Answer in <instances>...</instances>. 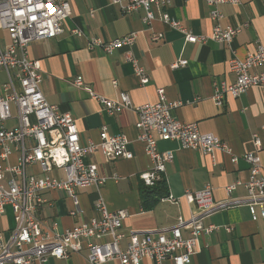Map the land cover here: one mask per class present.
<instances>
[{"label": "crops", "instance_id": "0c3cea01", "mask_svg": "<svg viewBox=\"0 0 264 264\" xmlns=\"http://www.w3.org/2000/svg\"><path fill=\"white\" fill-rule=\"evenodd\" d=\"M71 14L63 22L64 32L56 37L31 42L29 56L38 60L43 70L40 89L48 103L60 112H68L74 118L80 142H98L99 132L105 127L108 134L124 133L131 159L105 161L99 151L91 156L102 176L117 175L100 187L110 211L124 209L128 216L123 228L128 230H156L173 225L178 216L187 217L189 207L182 198L186 190H200L209 184L215 201L227 198L225 186L248 178V164L243 154L254 151L253 134L260 137L259 151L264 175V90L260 86L247 89L238 97L225 94L221 106L212 100L215 87L221 82L231 83L235 75L228 61L233 56L244 58L254 52L257 45L264 46V14L260 0H238V3L218 5L223 17L222 26L246 24L233 38L229 46L207 40L204 43L185 42L181 32L155 19L150 24L142 22L144 11L138 9L123 13L112 0H67ZM168 14L195 35H209L214 22L209 18L212 8L203 0H170ZM72 28L82 31V36L71 33ZM135 34L131 46H123L110 53L101 49L91 50V38L109 40ZM159 39L154 40L153 36ZM6 35L0 40L4 46ZM130 52L147 74L149 81L141 84L134 75L131 62L126 59ZM186 59L184 66L173 63ZM81 77L83 84L106 97H115L119 92L129 95L132 104L139 106L158 101L157 89L163 88L167 102H178L173 115L183 122H196L201 132H211L225 141L237 157L233 163L230 155L214 151L210 156L199 149L180 148L175 141L157 142L159 151L171 150L174 157L166 163L164 180L167 192L179 197L177 203L160 198L156 203L142 202L141 181L138 174L151 166L144 153L143 144L137 140L133 109H124L109 114L100 104L90 98L87 91L72 85V80ZM6 80L0 71V83ZM116 82V85L113 84ZM13 120L6 122L12 126ZM13 153L9 160L15 162ZM89 160V157L86 158ZM80 212L69 215L70 198L64 191H46L44 196L50 205L37 211L44 230H51V221L62 232L95 216L94 203L98 192L94 186L76 189ZM245 195L243 185L237 186L233 197ZM203 225H215L217 230L200 237V250L190 259V264H264V218L252 220L246 206L229 207L216 211L203 219ZM229 226L230 231L225 227ZM14 227L12 212L4 207L0 214V233L7 234ZM188 232L183 231V236ZM127 239L120 243L125 248ZM87 250L71 252L67 259H51L48 264H87ZM103 264H118L112 260ZM141 264H150L144 260ZM165 264H170L166 262Z\"/></svg>", "mask_w": 264, "mask_h": 264}, {"label": "built area", "instance_id": "2783aa9c", "mask_svg": "<svg viewBox=\"0 0 264 264\" xmlns=\"http://www.w3.org/2000/svg\"><path fill=\"white\" fill-rule=\"evenodd\" d=\"M212 8L209 18L214 22L209 35H195L179 20L171 17L167 9L170 0H112L123 13L142 9L141 18L145 24L159 19L166 26L182 33L185 42L204 43L212 40L230 45L233 38L246 24L222 26L223 17L219 4H236L238 0H203ZM264 14V0H260ZM71 7L67 0H0V40L6 35L8 42L0 45V71L6 80L0 83V214L10 206L14 227L6 236L0 233V264H48L51 259H67L71 252L87 250V264H103L115 260L118 264H190V259L200 250V237L217 230L215 225H203V219L212 213L229 207L246 206L252 220L264 218V175L259 151L260 137L253 134L254 151L243 154L248 164V178L241 183L235 181L225 186L227 198L215 201L209 184L202 189L186 190L182 198L189 207L187 217L178 216L169 227L156 230H128L123 221L126 210L110 211L100 194V187L117 175L102 176L97 165L90 159L99 151L105 161L131 159L129 139L124 133L108 134L105 127L99 132V141L80 142L75 118L68 112H60L47 102L40 83L43 70L38 60L29 56L31 42L56 37L64 32L63 22L69 18ZM71 33L82 36V31L72 28ZM135 34H127L109 40L91 38L88 48L101 49L110 53L123 46H131ZM154 40L159 36L154 35ZM134 75L143 85L149 81L144 68L137 59L126 53ZM186 59L173 63L174 67L186 65ZM235 80L221 82L215 87L212 100L221 106L225 94L238 97L253 86L264 90V46L258 44L255 51L244 58L233 56L228 61ZM72 85L83 88L91 99L96 100L109 114L124 109H133L137 114L135 128L137 140L143 144L144 153L151 161L149 169L138 174L147 188L164 178L165 165L171 162V150L159 151L157 142L175 141L180 148L199 149L203 154L218 150L230 155V161L237 157L230 146L211 132H201L196 122L178 120L172 111L178 102H167L163 88L157 89L158 101L134 106L129 95L119 92L115 97H106L83 84L81 77L72 80ZM116 85V82L113 81ZM13 120L12 126L6 122ZM264 134V125L261 126ZM16 153L15 162L10 156ZM89 157V160L86 158ZM243 185L245 195L233 197L237 186ZM94 186L98 198L94 203L95 216L66 229L57 230L56 221H51V230L46 231L37 216L43 205H50L44 196L46 191H64L70 198L69 215L80 212L78 188ZM173 203L180 201L170 192L162 197ZM230 231L229 226L225 227ZM183 231L188 235L183 236ZM127 239L125 248L120 243Z\"/></svg>", "mask_w": 264, "mask_h": 264}, {"label": "trees", "instance_id": "16d2710c", "mask_svg": "<svg viewBox=\"0 0 264 264\" xmlns=\"http://www.w3.org/2000/svg\"><path fill=\"white\" fill-rule=\"evenodd\" d=\"M141 184L140 194L144 205L147 202L156 203L167 194L164 178L158 180L152 188L145 187L142 182Z\"/></svg>", "mask_w": 264, "mask_h": 264}, {"label": "rangeland", "instance_id": "374dc122", "mask_svg": "<svg viewBox=\"0 0 264 264\" xmlns=\"http://www.w3.org/2000/svg\"><path fill=\"white\" fill-rule=\"evenodd\" d=\"M7 208H9V210L12 212L11 207L7 206ZM13 215V214H12ZM9 234V232L6 234V236Z\"/></svg>", "mask_w": 264, "mask_h": 264}]
</instances>
